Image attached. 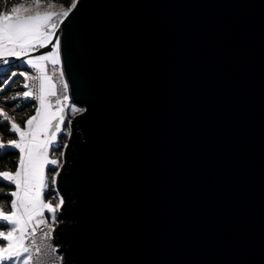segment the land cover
Instances as JSON below:
<instances>
[{
	"label": "water",
	"instance_id": "water-1",
	"mask_svg": "<svg viewBox=\"0 0 264 264\" xmlns=\"http://www.w3.org/2000/svg\"><path fill=\"white\" fill-rule=\"evenodd\" d=\"M58 34L61 264H264V0H78Z\"/></svg>",
	"mask_w": 264,
	"mask_h": 264
},
{
	"label": "snow or ice",
	"instance_id": "snow-or-ice-1",
	"mask_svg": "<svg viewBox=\"0 0 264 264\" xmlns=\"http://www.w3.org/2000/svg\"><path fill=\"white\" fill-rule=\"evenodd\" d=\"M44 3L45 0H32L31 4L21 2L0 11V73L5 77L0 88L22 77L20 86L25 89L0 97V127H8L14 134L5 141V134L0 133V156L19 153L14 172L0 171V183L14 186V190L4 193L12 197L10 205L0 202V264H55L59 259L56 249L46 241L53 233L49 219L57 220L64 199L57 192L58 202L53 203L45 200V195L55 189L60 175L59 157L64 153L59 152L57 134L65 122V109L70 106L69 87L57 67L62 57L58 33L78 0H72L67 8L62 5L58 11L56 0H48V10L42 12ZM49 47L50 51L41 52ZM21 65L31 71L21 70ZM49 65L53 72H59L61 89H57L54 76L48 74ZM33 101L35 114L27 117L23 125L9 114ZM71 111L83 109L71 107ZM46 214H50L48 219Z\"/></svg>",
	"mask_w": 264,
	"mask_h": 264
},
{
	"label": "trees",
	"instance_id": "trees-1",
	"mask_svg": "<svg viewBox=\"0 0 264 264\" xmlns=\"http://www.w3.org/2000/svg\"><path fill=\"white\" fill-rule=\"evenodd\" d=\"M21 2H24L26 4H31L32 0H0V11H4L5 9H10V7L17 6ZM47 3H48V0H45L44 4H47ZM71 3H72V0H56L55 7L60 9L61 6L63 5L65 8H67L71 5ZM20 69L30 71L26 66H23V65L20 66ZM4 78H5L4 74L0 73V84H2ZM22 80H23L22 77H16L14 78L15 83H10V85H4L2 88H0V97L11 95L15 91H24L25 89H23L20 86ZM9 103L12 104L15 102L9 101ZM35 104L36 102L33 101L31 102V104H29L26 107H23L22 109H18L15 112L10 111L9 114L14 115L16 121L20 123L21 125H23V121L27 117L35 114V108H34ZM74 115H76V113L75 114L71 113L70 114L71 118H73ZM0 133L5 134L4 136L5 141L8 139H12L14 137V134L9 133L8 127H0ZM67 139H68V136L65 133L59 136V139H58V143L60 145L59 152H62V150L64 149ZM59 152L55 153L57 157H59L58 156ZM18 156H19L18 151H13L11 153H8L7 155L0 156V171L11 170L14 172L17 166L16 162L18 160ZM60 163H61V160H60ZM51 174L52 173H49V175ZM12 190H14V186L8 187L5 184L0 183V202L10 205L12 197L9 195H4V193H8ZM55 197H56V192L54 189L45 195V200H51L54 203ZM4 210L8 211L10 209L6 208Z\"/></svg>",
	"mask_w": 264,
	"mask_h": 264
},
{
	"label": "rangeland",
	"instance_id": "rangeland-1",
	"mask_svg": "<svg viewBox=\"0 0 264 264\" xmlns=\"http://www.w3.org/2000/svg\"><path fill=\"white\" fill-rule=\"evenodd\" d=\"M40 10L43 12V11H46V10H48V8H47V4H42L41 5V8H40ZM55 10H59L57 7H55ZM17 64H19V62H16ZM48 69H49V71H48V74L49 75H53L54 76V83L56 84V87H57V89H61L62 88V85L61 84H59V83H57L58 82V80H59V72H53L52 71V66L51 65H49L48 66ZM30 70V69H29ZM31 71V70H30ZM69 107L68 108H66V110H65V122H64V124H62V130H61V132L60 133H58L57 135H58V139H59V136L60 135H62V134H67V136H69V133H70V121L73 119V118H71V116H70V114L72 113V114H75L76 113V115L77 114H79L81 111H78V112H72L71 111V107H76V108H78L77 106H75L73 103H69ZM78 109H80V108H78ZM76 115H74V116H76ZM68 140V139H67ZM67 143V142H66ZM62 152H63V150H62ZM56 156V155H55ZM59 156V155H58ZM60 158V160H61V163H60V166L62 165V163H63V156L62 157H59ZM60 166H59V168H60ZM59 170V169H58ZM54 203H56V202H58V199L55 197L54 198ZM49 215L50 214H46V218L48 219V217H49Z\"/></svg>",
	"mask_w": 264,
	"mask_h": 264
},
{
	"label": "built area",
	"instance_id": "built-area-1",
	"mask_svg": "<svg viewBox=\"0 0 264 264\" xmlns=\"http://www.w3.org/2000/svg\"><path fill=\"white\" fill-rule=\"evenodd\" d=\"M58 67V66H57ZM59 68V67H58ZM60 69V68H59ZM61 70V69H60ZM62 71V70H61ZM63 72V71H62ZM64 82L66 83V80H65V77H64ZM59 84H61L60 80H58ZM68 95H69V92H68ZM69 103H72L71 99L69 101ZM66 110V109H65ZM71 122V121H70ZM47 219V218H46ZM49 223L52 224V228H53V233H52V237L51 239L47 240L46 243L50 244L52 247H54L56 249V255L59 257L58 260H56L55 264H61L62 263V255H59L60 253V248L59 246H56V244H54V231L59 223L58 220H56L55 222H52L50 219H49ZM47 249H42V252H46ZM49 264H52L51 261H49Z\"/></svg>",
	"mask_w": 264,
	"mask_h": 264
},
{
	"label": "bare ground",
	"instance_id": "bare-ground-1",
	"mask_svg": "<svg viewBox=\"0 0 264 264\" xmlns=\"http://www.w3.org/2000/svg\"><path fill=\"white\" fill-rule=\"evenodd\" d=\"M58 67L62 70V66H61V64L60 65H58ZM63 71V70H62Z\"/></svg>",
	"mask_w": 264,
	"mask_h": 264
}]
</instances>
